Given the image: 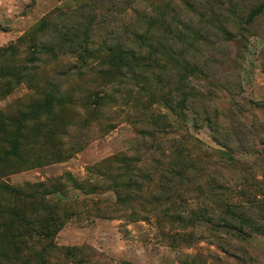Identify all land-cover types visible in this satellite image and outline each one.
<instances>
[{"label":"rangeland","instance_id":"1","mask_svg":"<svg viewBox=\"0 0 264 264\" xmlns=\"http://www.w3.org/2000/svg\"><path fill=\"white\" fill-rule=\"evenodd\" d=\"M2 71L58 133L3 180L61 187L0 264H264V0H0Z\"/></svg>","mask_w":264,"mask_h":264},{"label":"trees","instance_id":"2","mask_svg":"<svg viewBox=\"0 0 264 264\" xmlns=\"http://www.w3.org/2000/svg\"><path fill=\"white\" fill-rule=\"evenodd\" d=\"M149 45L152 48V44ZM109 51L106 60L111 58L114 64L113 67H117V65L134 67L133 64L137 65L138 61H143L142 57L132 50L126 51L119 48V50L111 49ZM146 60H149V58H146ZM2 73H4V76L0 77H6L7 72L2 71ZM10 92V89L4 90L0 96L8 95ZM97 98H100V96L97 95ZM53 101V98L44 102L31 100L15 111H0V147L3 150L0 157V194L15 199V204L0 203V236L6 244H14L12 240L25 232L28 234L32 232V234L44 239H50L54 234L51 227L54 221L57 220L53 218L52 208L49 206L51 200H48L47 197L52 194L53 190L60 189V184L54 180L49 185L36 182L14 188L2 178L8 175L6 167L9 160H14L18 165V168L13 172L28 168L31 163V156L35 154L42 137L46 136L49 139L58 134L56 126H49L48 120H46L52 113ZM95 107L93 110L100 109L97 104ZM169 108L172 112L176 109ZM166 125L167 123L158 131L166 133ZM59 129L58 127V131ZM38 159L45 158L39 157ZM76 187L78 189L83 188L81 184H76ZM28 208L33 211L34 216L29 217L26 214Z\"/></svg>","mask_w":264,"mask_h":264}]
</instances>
